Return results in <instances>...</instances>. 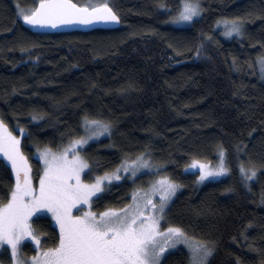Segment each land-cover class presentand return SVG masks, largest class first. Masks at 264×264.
<instances>
[{"label":"trees","instance_id":"obj_1","mask_svg":"<svg viewBox=\"0 0 264 264\" xmlns=\"http://www.w3.org/2000/svg\"><path fill=\"white\" fill-rule=\"evenodd\" d=\"M73 1L106 2L121 25L35 31L19 8L38 0H0V118L16 133L25 130L21 148L35 175L41 167L36 149L80 137L85 117L103 120L110 136L82 151L93 173L114 172L143 153L182 186L165 227L211 242L208 264H264V0H200L201 17L180 27L171 18L183 0ZM223 18L242 23L243 35L227 37L216 25ZM221 149L228 175L199 185L197 173L185 167L193 158L216 162ZM241 164L257 169L247 184ZM148 175L107 185L93 209L124 208ZM14 185L12 167L0 158V202ZM32 223L40 249L58 243L49 216H34ZM37 251L30 238L21 246L24 258ZM190 260L179 249L161 264ZM12 262L3 247L0 264Z\"/></svg>","mask_w":264,"mask_h":264},{"label":"snow or ice","instance_id":"obj_2","mask_svg":"<svg viewBox=\"0 0 264 264\" xmlns=\"http://www.w3.org/2000/svg\"><path fill=\"white\" fill-rule=\"evenodd\" d=\"M201 11L200 0H183L177 15L171 19L177 24L193 22ZM19 16L26 24L36 27H57L77 22L121 23L120 16L106 2L82 6L73 0H38L34 7L19 8ZM217 24L224 25L226 36L243 35V25L236 19L218 20ZM260 65L264 71V57L260 58ZM84 128L87 134L71 140L63 151L55 153L44 149L39 152L44 170L36 188L31 165L20 147V138L8 132L7 126L0 120V154L10 162L16 181L7 202H0V246H10L15 257L21 241L26 237L39 244L33 218L39 219L42 213H50L59 229L58 243L33 256L29 264H160L165 250L181 243L190 250L191 264H208L214 251L211 242L193 241L179 226L160 229L165 205L180 187L168 177L154 181L148 194L137 189L131 206L108 208L102 212L92 210L93 197L100 199L97 194L102 192L106 181L120 179L117 174L120 168L125 172L131 169V174L135 176L139 169L152 165L141 153L135 160L122 161L116 172L95 176L91 183L83 181L81 174L85 169H91L77 146L109 132L110 125L103 120L85 117ZM19 131L21 136L25 134L23 128ZM70 152L72 155H69ZM223 152L221 149V159L215 167L200 159H192L191 166L200 170V181L229 172ZM239 170L246 184L257 176L256 168H246L241 164ZM138 192L145 196L143 202L137 198ZM157 193L160 198L158 206L150 198ZM85 207L87 211L73 214L74 208L80 211Z\"/></svg>","mask_w":264,"mask_h":264},{"label":"rangeland","instance_id":"obj_3","mask_svg":"<svg viewBox=\"0 0 264 264\" xmlns=\"http://www.w3.org/2000/svg\"><path fill=\"white\" fill-rule=\"evenodd\" d=\"M201 15H202V11L200 12L199 16L194 17V20L200 18ZM175 16H176V15H175ZM223 19H224V18H223ZM223 19H222V20H223ZM171 23H172V25H174V26H178V27H180V26H189V25H191L192 22L177 24V23H173V21L171 20ZM171 23H170V24H171ZM216 25L219 27L218 24H216ZM220 25H221L220 27H222V28L224 29V30H223V33H225V27H224V25H223V24H220ZM235 36H237V35H236V34H233L232 36H227V37H229V38H233V37H235ZM261 72H262V75H264V71L261 70ZM0 120H2V119L0 118ZM2 121H3V120H2ZM3 122H4V121H3ZM4 124L6 125L5 122H4ZM109 125H110V124H109ZM6 126H7V125H6ZM7 131H8V132H11L13 135H15V136H17V137L20 138V147H21V145H22V139H23V136H24V135L21 136L20 133H16L15 131L11 130L8 126H7ZM111 132H112V128H111V125H110V131H109V132H106V133H104L103 135L98 136V137H93L92 139H90V140L88 141L87 144H84V145H78V146H77L78 149H79V153H80V155L84 158V160H85L87 163H88V161L85 159V157H84V155H83V152H82L83 149H84L85 147H87V146H88L90 143H92V142L99 141V140H101V139H103V138H106V137L110 136ZM86 134H87V132H86V130H85V128H84V123H83V134H82L80 137H83V136H85ZM80 137H78V138H80ZM74 139H77V138H74ZM72 140H73V139H72ZM69 143H70V141H69L67 144H65V145H63V146H61L60 148H57V149L50 148V147H41V148L36 149L34 156H35V157L40 161V163H41V167H40V169H39V174H38V176H36L35 173L33 172V167H32V165H31L29 159L27 158L29 164L31 165V169H32L31 175H32V180H33V185H34V187H36V188L39 187V177L43 174V170H44V162H43V159L40 158V156H39V152L42 151V150H44V149H50L52 152L59 153V152L63 151L64 148H66V147L69 145ZM21 150H22V148H21ZM69 155H72V153L70 152ZM223 155H224V163H225V166L227 167V165H226V159H225V153H224V152H223ZM0 158H3L5 161H7L6 157H4L3 154H0ZM144 158L147 159V160L149 161V163L152 165L151 167H149V168H141V169H139V170L137 171L136 175L133 176V175L131 174V169H129V171L125 172L122 168H120V166H121V165H120V166H119L120 171L117 173V174L120 176V179H119V180L113 179L112 181H106L105 184H104V187H103V189H102V192L105 190V188H106L107 185L109 186V185H111V184L118 183V182L122 181L123 179H128V180H130V181H132V182H135V181H137V179H138L139 177H141L142 175L149 174V175L144 179V180L147 182L145 185H137V186H135V189H134L133 192H132L131 202H130L128 205H126V206H131V205L133 204V193H134L137 189L142 190V193H143V194H148V193H150V192H151V186H152L153 182L156 181V180H158V179H160L161 177H167V176H165V175L159 173L158 166H156V165L151 161V159H150L148 156L144 155ZM135 159H136V158H135ZM135 159H133V160H135ZM220 159H221V155H219L218 160H217L216 162L203 161V160H201V161H202V162H207V163H209L212 167H215V166H217L218 163L220 162ZM125 161H126V160H125ZM7 162H8V161H7ZM8 164L10 165V162H8ZM88 165H89V163H88ZM10 166H11V165H10ZM89 168L91 169L90 165H89ZM227 168H228V167H227ZM117 169H118V168H117ZM12 171H13L14 178H15V172H14L13 169H12ZM185 171H186V172L197 173V175H198V182H199V185H204V184L209 183V182L218 181V180H220V179H223V178H224L225 176H227L228 173H229V172H227V173H224V174H221V175L210 176V177L204 179L203 181H200V180H199V177H200V170H199L198 167H192V166H191V163H189V164L187 165V167H185ZM114 172H116V171H114ZM111 173H113V172H111ZM102 175H103V174H102ZM95 176H101V175H97V174L93 173L92 170L89 171L88 169H85L84 172L81 174V178H82V180L85 181V182H87V183H91V182H93ZM169 179H170V178H169ZM170 180H171V179H170ZM15 182H16V181H15ZM173 182H175V181H173ZM175 183H177V182H175ZM177 184H179L180 187H178V188L176 189L175 194L171 196V198L167 201V204L165 205V211H164V213L162 214V219H161V221H160V229H161V231H162L163 229L167 228V227L164 226L165 214H166L168 208L170 207L171 203L173 202V200L176 198L178 192L182 189L181 184H180V183H177ZM102 192H101V193H102ZM101 193H98L97 195L99 196ZM142 193H139V192L137 193V198L140 199L141 202H143V199L145 198V196L142 195ZM94 198H95V197H93V199H94ZM150 198L152 199V202H153V203L157 204V206L159 205V203H160L159 193H157V194L151 196ZM93 199H92V202H93ZM126 206H125V207H126ZM125 207H124V208H125ZM77 208H80V206L77 205ZM77 208H74V209H73V214H74V215H80L81 212H83V211H87V208H86V207L80 209V211H77ZM124 208H121V209H124ZM92 210H93V211H96V210L93 209V207H92ZM96 212H97V211H96ZM101 212H102V211H101ZM41 215H47V216H49V217L51 218V214H50V213H42ZM51 219H52V218H51ZM52 221H53V220H52ZM53 223H54V221H53ZM54 225H55V226L57 227V229H58V226H57L55 223H54ZM58 231H59V229H58ZM188 237H189V236H188ZM189 238H190V237H189ZM30 239H31V238H30ZM190 239L193 240V241H197V240H194V239H192V238H190ZM25 240H27V237H26L24 240L21 241V244H20V246H19V248H18V250H17V254H16L15 257L12 255L11 247L5 245L6 247L9 248V250H10V252H11L12 259H13L12 264H18V262H19V264H29V262L31 261V258H32L33 256H38V255H40V254L42 253L43 250H45V249H40V248H39V244H37L36 241L31 240V241L34 243L35 247L38 248V251H37V253H36L35 255H32V256H30V257H28V258H24V257L22 256V253H21V246H22V244L24 243ZM5 246H0V250H1L3 247H5ZM179 249H186V250L188 251V253H189V257H190V259H191V253H190V250H189L188 246H187L186 244L181 243V244H177V245L174 246V247H169V248H167V249L165 250L164 254H163L162 257H161L160 264L162 263L163 259L165 258V256H166L168 253H170V252H174V251H177V250H179ZM210 257H211V256H210ZM210 257H209V259H210ZM209 259H208V260H209ZM190 264H191V260H190Z\"/></svg>","mask_w":264,"mask_h":264},{"label":"water","instance_id":"obj_4","mask_svg":"<svg viewBox=\"0 0 264 264\" xmlns=\"http://www.w3.org/2000/svg\"><path fill=\"white\" fill-rule=\"evenodd\" d=\"M118 24H106V23H91V24H84V23H71V24H64L60 25L57 27H36L33 26L34 29H42V30H82V31H87V30H92V29H97V28H102L104 26H109V27H116Z\"/></svg>","mask_w":264,"mask_h":264},{"label":"bare ground","instance_id":"obj_5","mask_svg":"<svg viewBox=\"0 0 264 264\" xmlns=\"http://www.w3.org/2000/svg\"><path fill=\"white\" fill-rule=\"evenodd\" d=\"M74 2V1H73ZM74 3H76V2H74ZM83 6V5H82ZM118 15V14H117ZM121 19V18H120ZM122 22V21H121ZM121 25V23H119V25L118 26H116V27H109V26H104V27H102V28H118L119 26ZM32 26V25H31ZM33 27V26H32ZM34 28V27H33ZM97 29H99V28H97ZM92 30H94V29H92ZM35 31H40V32H58V31H69V32H71V31H78V30H42V29H36L35 28ZM87 31H90V30H87Z\"/></svg>","mask_w":264,"mask_h":264}]
</instances>
